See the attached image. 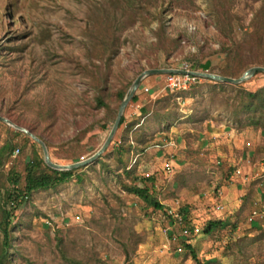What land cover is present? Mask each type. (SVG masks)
<instances>
[{"label":"rangeland","instance_id":"1","mask_svg":"<svg viewBox=\"0 0 264 264\" xmlns=\"http://www.w3.org/2000/svg\"><path fill=\"white\" fill-rule=\"evenodd\" d=\"M112 1L0 0V115L49 140L54 163H76L101 148L120 106L117 92L142 72L173 69L182 61L204 62L203 49L213 62L206 72L220 75L227 57L224 49L246 38L262 3L230 0L237 21L229 38L216 26L210 0H118L117 5ZM99 9L109 11L118 38L109 62L89 56L94 43L90 16ZM199 13L206 16L204 21ZM185 21L194 23L197 32L188 33ZM161 27L176 41L169 55L161 49L166 45L158 37ZM182 37L199 52L186 51ZM261 56V51L245 48L242 59L249 68L260 67ZM89 70L98 73L97 80L107 77L100 95L110 112L97 107ZM240 86L251 92L263 88L264 73ZM239 91L209 79L179 93L181 101L162 90L151 98L152 114L138 134L142 145L136 146L127 167L152 176V192L161 204L184 211L189 228L199 229L189 236L198 260L184 249L182 241L187 238L164 211L145 208L119 183V178L130 181L112 154L122 126L101 154L109 168L96 161L74 169L71 177L33 193L17 210L11 264H264V218L248 220L252 210L264 205V188L251 178L230 177L236 168L247 175L264 174V130L246 125L253 113L239 109ZM104 123L106 128L101 127ZM90 126L78 144H70ZM12 130L17 129L0 124V146ZM20 132L13 141L21 146L20 152L7 165L15 164L22 172L31 149L24 138L29 135ZM169 139L177 140L178 147L163 149ZM168 152L175 160L171 174L162 169ZM71 153L82 157L64 160ZM217 191L224 194L225 208L215 213ZM213 218L225 226L206 236L205 227ZM168 226L174 230L171 236L164 231Z\"/></svg>","mask_w":264,"mask_h":264},{"label":"trees","instance_id":"2","mask_svg":"<svg viewBox=\"0 0 264 264\" xmlns=\"http://www.w3.org/2000/svg\"><path fill=\"white\" fill-rule=\"evenodd\" d=\"M112 2L116 3V5L118 4V0ZM210 3L215 15L216 26L221 33L231 38L237 17L230 12V0H210ZM94 14L93 17L92 15L90 16L93 21V31L91 30V36L94 39V43L91 46L89 56L91 59L94 58L96 60L109 62L112 55L116 53L118 40L114 34L115 27L113 20L109 16V11L106 9H99L98 12ZM158 33L160 42H166V45L162 46L161 49L169 55L175 47L176 41L166 36L162 27L159 29ZM245 48H248L250 51L253 49L261 51L262 56L258 59V64L264 67V0H262L260 8L254 15L252 29L246 33V38L241 42H233L231 46L224 49L227 54L226 63L218 73L225 77L239 78L243 72L251 66L250 63H245L242 59L243 50ZM203 56L206 57L205 54H203ZM211 67L212 64L209 60L202 62L198 59L193 64L194 70L199 69L202 72L210 70ZM87 72L90 74V77L93 80V87L97 92L96 94H98L95 98L97 107L104 108L110 112V107L100 95L105 86L107 77L104 76V81H100L97 80V72H94L93 70ZM211 81L216 82L214 80ZM216 83L220 87L229 86L239 89V109L243 112L253 113L252 117L248 116L246 125L264 130V87L251 92L242 90L240 84ZM130 85L131 84L125 86V88L117 92L116 99L118 102L121 103L123 101ZM136 100L137 95L135 94L130 103H133ZM151 109V103H149L147 107L143 109V114H147L148 112L152 114ZM157 116L162 117V115ZM0 124L4 125L1 121ZM123 125L124 114L121 118L118 129ZM125 126L123 133L118 136L119 143L116 142L113 146L112 154L117 167H119L118 169H121L122 174L127 179H130V181L126 182L122 178H119V183L124 191L141 200L144 203L145 208L165 210L166 207L161 204L152 192V189L154 188V178L152 176L143 177L136 174L133 169H127L134 149L137 145L141 146L142 144L140 145L138 142L140 138L138 134L140 131L134 129L135 124H127ZM101 127L106 128V124L104 123ZM91 129L92 127L90 126L81 131L76 137L69 141L70 144H78L91 131ZM129 134H131V136H129ZM19 136H21V132L18 130L8 132L6 139H4V142L0 146V264H11L12 256L10 249L14 240L11 228L13 221L16 218L17 210L33 193L57 187L64 182L67 177H71L72 173L75 171H59L49 167L45 163L42 147L29 136L24 138L25 143H28L31 149V156L23 162L22 172L17 169L15 164L6 167V165L11 162L13 151L18 149L20 152L21 146L13 142ZM81 157L80 154L71 153L67 155L64 160H76ZM97 162L101 163L102 166L105 165L109 168V165L102 161L101 156ZM91 166L93 165H90L89 167ZM113 171L115 172L117 170L114 169ZM182 214L186 218L184 211H182ZM186 224L188 226L187 221ZM224 226L225 222L223 220L216 218L210 219L205 227L204 234L212 237L215 232L221 230ZM192 238L193 237H188L186 240L182 241V245L186 251L197 259L196 252L189 243V240Z\"/></svg>","mask_w":264,"mask_h":264},{"label":"built area","instance_id":"3","mask_svg":"<svg viewBox=\"0 0 264 264\" xmlns=\"http://www.w3.org/2000/svg\"><path fill=\"white\" fill-rule=\"evenodd\" d=\"M200 18L204 21V19H206V16L202 13H199ZM183 26L186 28V30L188 31V33L190 34H194L197 32L198 28L197 26L192 23V22H184ZM180 44L182 46H184L186 48V51L188 52H194L195 54L198 53V49L196 48V46L190 42L189 39L187 38H180ZM173 69H178L181 72L178 73H167L164 74V78H163V88L162 90L167 91L169 94L173 95L176 97V99L178 101H181L180 98L177 96L179 93L182 92H187L189 91L191 88L200 85L203 80H205L204 77L200 76L198 73L202 72L201 70H194L193 69V63L190 61H182L180 63L179 66L174 67ZM145 93L149 92V88L148 87H143L142 89ZM159 94L155 95L153 97V99H155L156 97H158ZM247 145H250V142L247 143ZM163 149H167L172 150L178 147V142L175 139H169L168 141H165L164 144H162L161 146ZM19 154V150L15 149L11 155V157L14 159L18 156ZM134 153H132L131 156H133ZM168 154H170V152H168ZM169 158H166V160L163 162V166L162 169L167 173V174H171L175 168V160L173 159V156L170 154ZM131 159H133L131 157ZM262 165H264V159L262 160ZM256 166H253V169ZM249 175H247L246 173H243L242 169L240 168H236L230 175L231 178H239L240 176L242 177L243 180H246L247 178H251L253 179V181H257L258 185H261L264 188V174L262 175H256L253 172L248 173ZM249 176V177H248ZM217 197L219 199V201L216 203L215 208H214V212L218 213V212H222L224 210V205L221 203V201L224 198V194L222 191H217ZM255 205H259L258 202L254 203ZM264 205L260 208H256L254 210H252L248 220L250 222L254 221L255 219H262L264 218ZM161 211V210H160ZM164 211V213L172 220L173 224L172 226H175L177 228H179L180 230V234L181 236L188 238L190 236V234H192V232H198L199 229L197 227H193V230L191 228H189L186 224L185 221V217L183 216L181 211H177L176 209H174L173 207H167ZM164 231L166 232V234H168L169 236H171L173 233L172 231H174L172 229V227H166L164 229ZM172 239H176L175 236L172 237ZM179 252H182V248H178Z\"/></svg>","mask_w":264,"mask_h":264},{"label":"water","instance_id":"4","mask_svg":"<svg viewBox=\"0 0 264 264\" xmlns=\"http://www.w3.org/2000/svg\"><path fill=\"white\" fill-rule=\"evenodd\" d=\"M178 72H181V71H179L178 69H171V68L170 69H151V70H146V71L142 72L133 81V83L131 84L130 88L128 89L123 101L120 103L114 124L110 130V133H109L106 141L101 146V148L93 156H91L87 159H83L81 161H78L76 163L69 164V165H60V164L54 163L50 158L49 151H48V148H47L45 141L42 138H40L39 136H37L36 134H34L33 132H30V131L22 128L21 126L13 123V121H11L9 118L4 117L2 115H0V121L14 127L15 129H17L19 131H23V132L27 133L35 142H37L42 147L45 163L49 167L56 169V170H59V171H70V170H74V169L81 168V167H88V166L92 165L94 162H96L99 159V157L101 156V154L112 143L113 138H114V136L118 130L121 118L124 114V111H125L127 105L130 103L132 97L135 95V93L139 89V87L141 85V81L145 77H147L151 74H167V73H178ZM259 72L264 73V67L260 66V67L249 68L239 78L225 77L222 75H216V74H211V73H207V72H200L198 74L200 76L204 77L205 79L214 80L216 82H221L224 84H241Z\"/></svg>","mask_w":264,"mask_h":264},{"label":"crops","instance_id":"5","mask_svg":"<svg viewBox=\"0 0 264 264\" xmlns=\"http://www.w3.org/2000/svg\"><path fill=\"white\" fill-rule=\"evenodd\" d=\"M201 51L205 54L207 53L203 49ZM205 61L209 60L211 64L212 62V56L209 55L204 58ZM165 69V68H163ZM163 78L164 74H151L147 77H145L141 81V85L137 92L135 93L137 95V100L132 103L131 107H129L125 112H124V125L123 127L125 128L127 124H135V128L139 130L140 132L142 131V127H145L146 119L151 115V113L143 114V109L147 107V105L151 102V98H153L155 95L160 94L162 92L163 88ZM143 87H148L149 92L145 93L142 89ZM86 127V125H85ZM84 127V128H85ZM143 127V128H144ZM47 145L48 149H51V146L49 143H51L49 140L43 139ZM50 154V153H49ZM8 165H6L7 167Z\"/></svg>","mask_w":264,"mask_h":264}]
</instances>
